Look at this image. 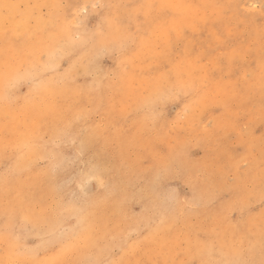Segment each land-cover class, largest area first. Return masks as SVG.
<instances>
[{"label": "rangeland", "instance_id": "obj_1", "mask_svg": "<svg viewBox=\"0 0 264 264\" xmlns=\"http://www.w3.org/2000/svg\"><path fill=\"white\" fill-rule=\"evenodd\" d=\"M0 10V264H264V0Z\"/></svg>", "mask_w": 264, "mask_h": 264}, {"label": "bare ground", "instance_id": "obj_2", "mask_svg": "<svg viewBox=\"0 0 264 264\" xmlns=\"http://www.w3.org/2000/svg\"><path fill=\"white\" fill-rule=\"evenodd\" d=\"M9 1L10 0H2V2H0V9L2 8V7H4V6H6V5H8L9 4ZM28 1V0H27ZM31 1V0H30ZM45 1V4H46V0H44ZM48 2H50L51 3V5H55V3H56V0H47ZM12 9H14L13 7H12ZM1 11V10H0ZM13 21H14V25H19V23H17V21H15V19H13ZM20 21V20H19ZM18 21V22H19ZM0 22L2 23V18H1V16H0ZM10 22H12V20L10 21ZM15 22L17 23V24H15ZM11 26V25H10ZM6 27V26H5ZM13 28V27H12ZM16 28V27H15ZM3 29V28H2ZM5 29V28H4ZM7 30V29H6ZM22 31V30H21ZM16 32V31H15ZM19 32V31H18ZM87 176V175H86ZM89 176V175H88ZM92 177V176H91ZM90 177V178H91ZM21 203V202H20ZM22 204V203H21ZM22 208V207H21ZM26 215V214H25ZM22 216H23V218H22V221L21 222H24V223H26V222H29L28 220H27V218H26V216H24L23 214H22ZM31 221H33L32 219H31ZM31 223V222H30ZM17 253V252H16ZM11 254V253H10ZM19 254V253H18ZM12 255V254H11ZM16 256V255H15ZM5 257H10V255H9V253H7L6 255H5ZM3 258V257H2ZM13 258V257H12ZM19 258V257H18ZM4 261V260H3ZM2 261V262H3ZM1 262V261H0ZM10 264V263H9ZM15 264V263H14ZM38 264V263H37Z\"/></svg>", "mask_w": 264, "mask_h": 264}]
</instances>
